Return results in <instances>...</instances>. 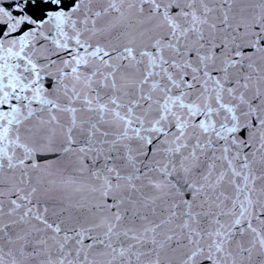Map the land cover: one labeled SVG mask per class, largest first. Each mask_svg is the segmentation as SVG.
Returning a JSON list of instances; mask_svg holds the SVG:
<instances>
[{
  "label": "snow or ice",
  "instance_id": "snow-or-ice-1",
  "mask_svg": "<svg viewBox=\"0 0 264 264\" xmlns=\"http://www.w3.org/2000/svg\"><path fill=\"white\" fill-rule=\"evenodd\" d=\"M0 264H264V0H0Z\"/></svg>",
  "mask_w": 264,
  "mask_h": 264
}]
</instances>
